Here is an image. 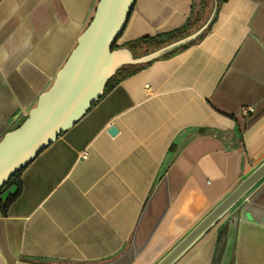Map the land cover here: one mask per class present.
<instances>
[{"label":"crops","instance_id":"crops-1","mask_svg":"<svg viewBox=\"0 0 264 264\" xmlns=\"http://www.w3.org/2000/svg\"><path fill=\"white\" fill-rule=\"evenodd\" d=\"M97 1L0 0V138L51 85ZM134 2L114 48L168 49L124 64L23 167L6 208L16 185L0 191V264H155L264 161V0ZM231 222L229 264H264V178L174 264H216Z\"/></svg>","mask_w":264,"mask_h":264},{"label":"water","instance_id":"water-1","mask_svg":"<svg viewBox=\"0 0 264 264\" xmlns=\"http://www.w3.org/2000/svg\"><path fill=\"white\" fill-rule=\"evenodd\" d=\"M135 0H98L90 21L77 39L51 85L38 96L25 119L0 138V189L48 144L71 127L104 93L107 80L126 63L151 59L168 48L132 58L114 44ZM112 127L110 133H115ZM262 178L264 161L243 178L155 264H174ZM231 222L216 264H229L235 240Z\"/></svg>","mask_w":264,"mask_h":264},{"label":"trees","instance_id":"trees-1","mask_svg":"<svg viewBox=\"0 0 264 264\" xmlns=\"http://www.w3.org/2000/svg\"><path fill=\"white\" fill-rule=\"evenodd\" d=\"M223 1H225V0H216V3H217V5L219 6V4H221ZM209 27L210 26H208L200 35H199V37L197 38V39H199V38H201L202 36H203V34L209 29ZM178 31H180V30H178ZM178 31L176 30L175 32L173 31V32H170V33H168L167 34V36H172V35H175L176 33H178ZM170 53H168V54H165V55H162V57H165V56H167V55H169ZM145 64H147V63H144L143 65H145ZM143 65H141V66H143ZM121 75H123V73H122V68L121 69H119L112 77H110L108 80H107V82H106V84H105V87H104V93L102 94V97L104 96V94L106 93V92H108L112 87H114L118 82H119V80H120V76ZM127 75V74H126ZM100 99V98H99ZM95 103V102H94ZM93 103V104H94ZM92 104V105H93ZM22 169H23V167L20 169V170H18L16 173H14L10 178H9V180L7 181V183H9L8 185H10L11 183H14L15 185H16V190H15V192L14 193H12V194H10L5 200H4V202H3V204H2V207L3 208H6L8 205H9V203H11V201H13L18 195H19V193H20V191H21V185H20V181H19V175H20V173H22L21 171H22ZM7 186H5V185H3V187L0 189V191H2L4 188H6Z\"/></svg>","mask_w":264,"mask_h":264},{"label":"rangeland","instance_id":"rangeland-1","mask_svg":"<svg viewBox=\"0 0 264 264\" xmlns=\"http://www.w3.org/2000/svg\"><path fill=\"white\" fill-rule=\"evenodd\" d=\"M8 184H9V183L5 182V184H4V185H5V186H8Z\"/></svg>","mask_w":264,"mask_h":264}]
</instances>
